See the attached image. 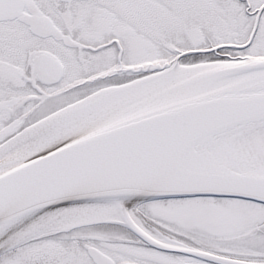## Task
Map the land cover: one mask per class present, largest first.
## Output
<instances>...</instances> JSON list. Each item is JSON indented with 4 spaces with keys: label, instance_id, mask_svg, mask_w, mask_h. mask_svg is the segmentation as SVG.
Masks as SVG:
<instances>
[{
    "label": "snow or ice",
    "instance_id": "snow-or-ice-1",
    "mask_svg": "<svg viewBox=\"0 0 264 264\" xmlns=\"http://www.w3.org/2000/svg\"><path fill=\"white\" fill-rule=\"evenodd\" d=\"M0 264H264V0H0Z\"/></svg>",
    "mask_w": 264,
    "mask_h": 264
}]
</instances>
